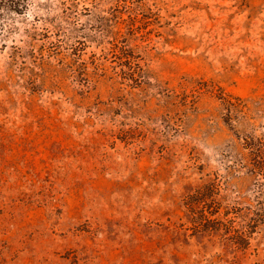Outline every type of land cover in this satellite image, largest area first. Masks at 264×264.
Returning a JSON list of instances; mask_svg holds the SVG:
<instances>
[{"label":"rangeland","instance_id":"obj_1","mask_svg":"<svg viewBox=\"0 0 264 264\" xmlns=\"http://www.w3.org/2000/svg\"><path fill=\"white\" fill-rule=\"evenodd\" d=\"M2 4L0 264H264V0Z\"/></svg>","mask_w":264,"mask_h":264},{"label":"trees","instance_id":"obj_2","mask_svg":"<svg viewBox=\"0 0 264 264\" xmlns=\"http://www.w3.org/2000/svg\"><path fill=\"white\" fill-rule=\"evenodd\" d=\"M3 6L14 12H21L25 6L26 0H1ZM242 148L246 150L247 162L245 172L249 175L255 184L256 191L261 194L262 188H264V136H247L244 138ZM203 187V186H202ZM216 187L214 184H208L198 189L192 194L187 195V199L190 203H197L203 201L205 198H209ZM210 193V194H209ZM204 227V225H202ZM255 227V226H254ZM254 227H252L254 229ZM210 226H205L203 230H209ZM252 231V230H251Z\"/></svg>","mask_w":264,"mask_h":264}]
</instances>
